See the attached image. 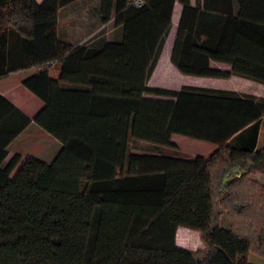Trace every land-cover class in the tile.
I'll return each instance as SVG.
<instances>
[{"label":"trees","instance_id":"1","mask_svg":"<svg viewBox=\"0 0 264 264\" xmlns=\"http://www.w3.org/2000/svg\"><path fill=\"white\" fill-rule=\"evenodd\" d=\"M71 1L0 0V78L33 68L22 85L60 113L49 133L61 144L50 163L19 164L17 153L6 161L31 120L0 95V264H256L248 255L264 258V185L252 178L264 175V97L146 84L175 0H99L100 23L120 35L97 46L59 38L58 12ZM177 1L170 60L181 74L264 83V0H236V13L234 0ZM169 133L220 147L208 159L128 153L131 140L174 147ZM181 226L203 247L178 246Z\"/></svg>","mask_w":264,"mask_h":264},{"label":"crops","instance_id":"2","mask_svg":"<svg viewBox=\"0 0 264 264\" xmlns=\"http://www.w3.org/2000/svg\"><path fill=\"white\" fill-rule=\"evenodd\" d=\"M43 0H36L37 3H41ZM177 3V4H176ZM175 3V10L179 12L182 8V5L179 1ZM191 4H194V0H191ZM234 4V11L237 12V2L236 0L233 1ZM214 15L208 14L207 18L211 19ZM172 16V25L175 21L176 27H173L174 34H176L177 23L179 16H175V20H173ZM89 24H99L101 27L109 31V38L105 39V41H110L112 38V33L114 32L113 22L109 21L106 24L100 23V10H99V0H73L70 3L60 7L58 12V35L59 38L69 45H85L87 43H83L86 37V31ZM77 27V29H75ZM172 27V26H171ZM74 28V30H72ZM76 30V32H74ZM111 35V38H110ZM166 42L169 43L167 49H164L162 56L159 55L157 63L153 69V74L159 80H162L166 76L169 75H182L175 66L171 63L170 60V52L168 51L173 44V37H168ZM102 42L93 44V45H100ZM91 44V43H90ZM14 53L20 54V49L16 50ZM16 54V55H17ZM18 54V55H19ZM21 59L24 58L20 56ZM220 65H226L228 69L230 66L228 64L217 62V61H210V66L215 68H221ZM226 68V69H227ZM33 72V68L31 67H21L14 71H11L0 78V95L4 97L9 103L15 106L21 113L27 116L31 122L30 124L9 144L8 146V155L6 156V161L12 157V155L18 153L16 149H12V145L27 131L31 130L33 127L37 129L40 128V125L46 124V129L50 130L51 125L58 119L60 113H56L57 111L49 108L46 106L35 94L29 91L24 85H22V80L30 75ZM238 79L236 81L235 88L225 89L220 87H208V88H217V89H225V90H232L240 93L251 94L257 97H264V83H259L257 81L247 79L240 76L232 75L229 79ZM160 83H162L160 81ZM165 87L166 84L162 83ZM65 89H73V88H82L80 85H73V84H63L61 85ZM169 86V85H167ZM206 87V86H200ZM176 90V89H175ZM38 120L41 122L38 123ZM209 142V141H207ZM212 145H217L215 143L209 142ZM264 145V126H261L259 129V135L257 140V150ZM218 148L214 151V153L219 149ZM213 153V155H214ZM212 155V156H213ZM210 158V157H209ZM255 176V175H254ZM259 177V176H257ZM190 230L186 227H178ZM178 230V229H177ZM193 231V230H190ZM177 233V231H176ZM185 237H189L190 233L185 232ZM176 239V235H175ZM176 244L182 248H186L185 245L179 244L176 240ZM191 250V249H189ZM195 250V249H194Z\"/></svg>","mask_w":264,"mask_h":264},{"label":"rangeland","instance_id":"3","mask_svg":"<svg viewBox=\"0 0 264 264\" xmlns=\"http://www.w3.org/2000/svg\"><path fill=\"white\" fill-rule=\"evenodd\" d=\"M176 1L177 0H175V3ZM178 14L179 12L175 10V4H174L173 14H172L174 18L173 20H175L176 15L178 18L179 16ZM174 23L172 25V18H171L172 27L166 39L172 36L174 40L175 34L173 27H176ZM77 27L78 26H76L75 29H77ZM72 30H74V28ZM113 31L114 32L112 33L113 35L112 38L110 35L111 40L114 39L115 37L118 38V36L120 35L119 31L115 32V29ZM74 32H76V30ZM85 34L86 37L83 43H87V44L90 43L96 44L99 42L103 43L105 39L109 38V31L101 27L99 24H89ZM166 39L162 51L160 53L161 56L164 49H167L169 45V43L166 42ZM168 51L170 52L171 48H169ZM220 66L221 69L227 68L226 65H220ZM158 79L159 78H156L152 72L150 76L147 78L146 84L150 87H159V88L176 89V90L180 89L182 85L220 87L225 89H231L236 87L235 86L237 84L236 81L238 80L236 77L235 79H229V78L192 76L185 74L169 75L159 81ZM160 81L162 83H165L166 86L163 87L164 85L160 83ZM145 96L150 98L171 99L166 96H159L154 94H147ZM56 113L58 114L59 112ZM39 122H41V120H38V123ZM44 126L46 127V124L40 125L39 129L33 127L31 130L24 133V135H22L12 145L11 148L16 149L18 152L17 154L21 155L22 160L19 162V164L22 163V161H24L27 157H34L44 163H50L52 162V160L60 150L61 148L60 142L57 139H55L49 133V130H47ZM167 136L169 142L173 144L174 147H167V146L156 145L144 141L131 140L128 148V153L135 154L138 156L167 157V158H181V159H191L197 155H200L208 159L213 155L214 151L218 148V145H212L205 140L197 139L180 133H169ZM252 178H254L255 180L259 181V183L264 185V175H255ZM223 218H224V226L229 227L230 221L227 213L224 214ZM190 230L184 228H178L176 233L177 242L179 244L185 245L186 248L191 250L203 247L199 232L196 230L193 231ZM185 232H189L190 236L185 237L184 235ZM248 260L256 264H264V258L258 256L255 253H250L248 255Z\"/></svg>","mask_w":264,"mask_h":264},{"label":"built area","instance_id":"4","mask_svg":"<svg viewBox=\"0 0 264 264\" xmlns=\"http://www.w3.org/2000/svg\"><path fill=\"white\" fill-rule=\"evenodd\" d=\"M129 4L136 6V7H140L143 5L144 0H127Z\"/></svg>","mask_w":264,"mask_h":264}]
</instances>
